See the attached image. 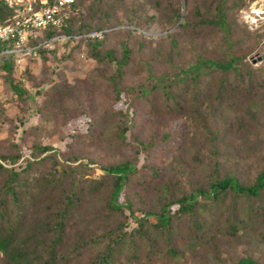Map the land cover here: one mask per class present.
Returning a JSON list of instances; mask_svg holds the SVG:
<instances>
[{
    "label": "trees",
    "instance_id": "trees-1",
    "mask_svg": "<svg viewBox=\"0 0 264 264\" xmlns=\"http://www.w3.org/2000/svg\"><path fill=\"white\" fill-rule=\"evenodd\" d=\"M83 3L73 1L62 27L31 38L41 77L27 67L29 86L16 74V54H0L1 79L37 120L0 142V264H178L197 244L206 264H264L263 30L237 22L241 0H212L181 25L191 43L145 57L135 30H110L112 7L86 17ZM15 15L0 0V24ZM63 39L95 61L83 79L69 82L65 65L53 74L43 67ZM43 118L56 120L55 146L31 138ZM76 118L85 130L62 129ZM182 118L185 129L171 132ZM144 124L141 140L134 131ZM0 128L18 130L11 121ZM175 139L173 160L156 167L153 153ZM102 150L109 158L93 176ZM182 176L193 182L189 192ZM128 218L138 222L132 231ZM227 239L238 240L231 250Z\"/></svg>",
    "mask_w": 264,
    "mask_h": 264
},
{
    "label": "rangeland",
    "instance_id": "rangeland-1",
    "mask_svg": "<svg viewBox=\"0 0 264 264\" xmlns=\"http://www.w3.org/2000/svg\"><path fill=\"white\" fill-rule=\"evenodd\" d=\"M211 2L212 0H84L82 11L86 17H89L90 15L99 17L101 14L98 13V11L101 7L106 10L112 7L116 15V20H114V24L110 30H135L139 37L146 43V47L142 50V55L145 57L152 55L161 57V49L169 50L174 47H184L186 44L191 43L190 41L193 39V32L186 30V28L181 25L183 21L186 23V21H189L193 17L194 8L196 6H199L200 10H204V7H201L200 5H207ZM241 2L242 7L236 10L234 14L237 18V22H239L240 25H246L247 28L253 32L261 29L263 30L262 33L264 35V0H241ZM172 11H177L180 16L174 24H169L166 21L170 18ZM133 15L135 17L133 19L135 23L130 24V17ZM184 16L185 18H183ZM122 32L123 31H120V33ZM260 38L261 36L258 37L259 44L257 45V49L264 47V36L261 39ZM173 39L175 40V43ZM207 40H209L208 37ZM258 42H256V44ZM76 43V40L66 43L64 39L55 42L52 46V48H55L53 49V52L46 55L49 57L46 58L47 61L43 64V67L47 66L49 70H52L53 74L54 69H60L62 65H65V68L69 69L65 75L69 82H73L77 77L78 79H83L88 72L96 67V64L93 59L86 57L81 52L82 47H77ZM248 43L249 41L246 44ZM259 54L260 53L256 50H254L253 54H250V57L257 58L252 64L255 67L260 66L262 62L259 58ZM40 64V58L38 57L37 52L33 57H24L21 68H17V76L21 78L22 83L25 86H29V81L24 78L27 67L36 73ZM35 77L36 79H39L41 77V72H37ZM54 77L56 78L58 75L55 74ZM119 106L123 107L122 104H119ZM27 110V106L10 92L7 84L0 77V122H15L18 127L17 132L12 134V136L11 132L8 134L5 132L4 128H0V142L11 141L12 138H16L25 127L37 124L34 123L37 122V120H32V116ZM20 121H22L23 124ZM55 123L56 120L43 118L37 134L31 136V138L40 136L44 141H49L55 146L57 144L55 141L57 140V136L53 134L52 129ZM77 126L84 129V119H73L71 123L63 126L62 129L72 130L73 128H77ZM184 126V119H178V121L169 127V130L171 132L176 130L182 132L181 130L185 129ZM150 127V124H144L139 126L134 133L141 140H145L149 135ZM87 141H89V139H87ZM178 142V139H175L170 143L167 142L161 145V147L153 153L151 162L156 165V167H166L167 163L173 160V156L177 152L176 145H179ZM30 143L31 139H28L25 144ZM101 156L103 157V161L92 165L93 176H99L102 174L100 165L109 158L103 150L101 151ZM83 169L87 171V167H84ZM177 180L187 191L190 189V187L187 186V183H193L191 180H187V178L183 176ZM134 215L139 217L141 216V212L136 211ZM137 224L138 222L132 218L126 219V231H132L137 227ZM178 235L180 236L181 234ZM237 241L238 240L227 239L223 242L226 244L228 250H231L232 246H234ZM260 246L263 248L262 250L259 249L261 252H257V255H260L261 253L264 255V244ZM198 248L199 246L197 244V248L194 247L189 251L186 250V252L182 254V258L185 259L178 264H206L208 261L204 256L199 261L201 254Z\"/></svg>",
    "mask_w": 264,
    "mask_h": 264
},
{
    "label": "built area",
    "instance_id": "built-area-1",
    "mask_svg": "<svg viewBox=\"0 0 264 264\" xmlns=\"http://www.w3.org/2000/svg\"><path fill=\"white\" fill-rule=\"evenodd\" d=\"M73 1L8 0L15 5L16 15L6 24H0V54H16L15 65L21 68L24 57L36 55L37 46L30 45L31 38L45 29L62 27L70 16ZM86 36H100V32ZM4 43L9 44L4 46Z\"/></svg>",
    "mask_w": 264,
    "mask_h": 264
},
{
    "label": "clouds",
    "instance_id": "clouds-1",
    "mask_svg": "<svg viewBox=\"0 0 264 264\" xmlns=\"http://www.w3.org/2000/svg\"><path fill=\"white\" fill-rule=\"evenodd\" d=\"M16 66V65H15ZM16 74H17V66H16Z\"/></svg>",
    "mask_w": 264,
    "mask_h": 264
}]
</instances>
